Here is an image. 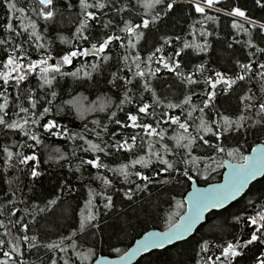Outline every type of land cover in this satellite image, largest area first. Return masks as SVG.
I'll use <instances>...</instances> for the list:
<instances>
[{"label":"trees","instance_id":"16d2710c","mask_svg":"<svg viewBox=\"0 0 264 264\" xmlns=\"http://www.w3.org/2000/svg\"><path fill=\"white\" fill-rule=\"evenodd\" d=\"M95 3L96 0H89ZM108 6L103 10L96 8L88 9L96 14V19L88 21L85 35L89 41L79 40L76 37V29L83 19L79 0H53L52 10L55 15L51 20L45 21L39 11L43 5L37 0H15L18 8L24 12L10 14L4 0H0V39L7 41L0 45V71L3 62L9 54L23 57L22 63L27 64L30 60H39L51 55L53 59L49 64H55L67 52L79 47L91 48V44L102 42L109 35H119L126 47H120L121 41H114L100 57L89 54L87 57H77L71 65H64L63 72L71 73L80 69L77 76L55 75L51 87H40L39 69L31 73L27 79L21 82L19 89L15 86V80H10L5 86L0 80V92H4L9 100L6 109L11 120L19 119L15 113L19 107L30 109L31 103L29 92L35 93L37 100V114L43 108H50L48 115L40 121V124L53 119L62 128L70 133L83 135L86 140L101 144V147L113 145L116 141L129 139L137 136L136 144L131 151L119 150L115 147H107L109 153L84 151L88 147L79 138L72 140L67 137H51L43 133V128L29 123L26 127L37 132L41 136L42 144L35 147V142L29 140L18 129H8L0 126V221L7 225V229L0 228V239L5 241L4 250H9L8 240L15 242L16 237L28 235L36 237L35 248L29 249L28 244L20 241L23 257H14L17 262L24 260V264H51L55 258L57 264H64L68 259L70 264H88L97 255L116 256L124 252L131 243L142 233L150 228L164 229L169 226V217L174 222L184 210L183 195L190 186V179L183 175L188 170L191 178L198 184H206L220 179L222 162L228 159L233 162L241 161L254 145L264 143V119L257 115L259 104L264 102V79L258 75L261 71L258 65L264 63V53L256 52V48L249 47L251 41L257 47L264 48V30L260 25L264 24V0L257 4L256 0H219L213 7H206L205 13L195 11L194 4L202 0H165L173 3L171 12L164 15L165 5H159L154 9L143 6L144 0H102ZM127 5V10L118 13L117 8ZM239 8L246 13L248 19L228 15L233 9ZM160 13V18L150 23L148 28L137 29L143 36L137 42L135 35L131 37L136 47L127 48L129 36L121 32L125 21H131L133 25L142 24L144 19L151 21L152 17ZM12 16V24L16 31L6 32L5 25L9 16ZM207 17H213L208 19ZM35 22L37 33L41 39L37 41L34 36L30 37L32 29L24 27L29 22ZM111 21L109 27H105ZM242 25V28H233V22ZM253 22L255 27H253ZM211 35H201V33ZM179 37V39H177ZM168 39L170 43L165 44ZM66 41V42H62ZM184 43L192 47L184 48ZM42 44L43 48H37ZM205 45L207 47L201 51ZM199 46V47H198ZM156 48L162 51L156 53L151 68L157 67L160 71L155 77H149L152 92L144 91V83L139 77L133 78L136 71L132 63V56L137 53L141 57L142 69L147 67V58L155 52ZM183 49V51H181ZM180 52L176 56V52ZM249 53H254L250 56ZM129 55L128 64L131 71L125 66L124 55ZM103 55H109L111 59L105 63ZM164 56L180 63L176 71L164 69L156 60ZM252 63L253 71L245 76L244 80H237L231 89L226 90L223 83L216 85L215 89L206 81L215 79V73L221 72L228 78L236 79L240 74V64ZM99 65L95 70L92 65ZM203 65V71L200 66ZM90 73L85 76L84 73ZM133 80L131 85H124L123 80L117 81V86L111 83L112 73ZM179 72L181 75H177ZM15 76L16 74L13 73ZM191 76L197 82L189 84L187 77ZM5 88L7 91L5 92ZM127 88L132 91L131 103L123 105V111L118 109L120 101L124 99ZM56 93L55 98L52 92ZM214 91V99L209 107L201 114L200 108L207 100V94ZM19 94V99L17 95ZM191 96L190 104H182L186 96ZM250 95L251 101L243 97ZM51 100V104L48 101ZM158 100L159 103L155 101ZM3 103V97H0ZM149 104L150 115L138 112L143 104ZM168 103L180 104L181 107L168 108ZM107 104L104 111L99 108ZM253 107L248 108L247 105ZM193 107L195 111H192ZM192 112L191 118L188 112ZM116 112L112 120L109 116ZM138 115V123L151 124L152 127L164 133L161 140L158 135L147 136L143 128L121 127L115 123L120 120L122 124H130L127 114ZM25 114L21 113L20 117ZM220 115L228 116L232 121H238L244 117L243 127L236 130L235 125L227 132H223L217 139L213 133L198 131L201 116L206 123L213 127V131L220 133L222 130L213 123L220 120ZM264 115V114H262ZM180 117L181 123L188 124V133H184L178 124H172L170 117ZM93 121H99L97 127ZM107 131H104V126ZM85 126H87V131ZM99 132V137L96 133ZM115 134V135H113ZM180 134L190 135L196 138L191 152L186 148H178L174 136ZM209 143L205 144L199 139ZM149 142L155 152L168 159L175 166V170L164 171L165 165L161 164L156 156L151 157V163L147 168L136 165L130 168L133 173L125 181L124 177L109 171L121 164H128L139 157H148ZM183 140L181 143L186 144ZM24 145V147H21ZM162 145H167L169 151L165 152ZM213 146H223L224 153H218ZM7 146L14 153L24 155L35 154L37 161H29L20 164L19 157L15 156L7 161L3 148ZM238 149L235 156H228L227 151ZM61 156L64 158L61 159ZM99 156L102 164L108 168H93L84 163L89 159ZM197 157L195 164L185 163ZM209 157L214 158L210 160ZM211 168L206 169L205 165ZM35 169L40 173L32 177L31 171ZM140 172L148 176L144 181L134 173ZM101 176L107 177L112 183L104 185ZM139 186V187H137ZM91 192V196H90ZM130 192L132 199L125 195ZM112 196V207L105 208L106 197ZM89 199L92 200L91 210L97 216L83 232L79 230L81 212L85 211ZM182 206L177 207V203ZM43 210V211H42ZM257 211H264V176L250 184L246 192L227 207L210 211L206 214L205 221L194 233L184 241L175 243L161 250H153L141 255L134 264H205L211 256L215 259L220 255L221 247L227 242L240 241L241 245L250 239L251 232L255 230L249 221V217L256 215ZM15 212V215H12ZM237 217L240 219L238 220ZM19 221V223H17ZM24 224L28 225V231H21ZM9 235H5V232ZM76 233L73 236V233ZM71 237V239H68ZM63 239V247L67 252L59 249L49 250L45 245L53 242L59 243ZM76 242V251L91 255L88 260L81 262L71 248L72 241ZM204 241L209 243V251L202 252L201 245ZM120 249L117 252L115 249ZM241 255L232 261V264H260L264 259V243L254 242L247 248L238 249ZM0 252V259H2Z\"/></svg>","mask_w":264,"mask_h":264},{"label":"snow or ice","instance_id":"6c2138e0","mask_svg":"<svg viewBox=\"0 0 264 264\" xmlns=\"http://www.w3.org/2000/svg\"><path fill=\"white\" fill-rule=\"evenodd\" d=\"M219 0H202V2H196L194 4L195 11L200 14L205 13L206 7L211 8L215 4H217ZM5 5L7 6L8 12L10 14H14L15 12L23 13V8H18L17 4L15 3V0H4ZM40 5H43V8L40 9L39 15L45 20H51L55 13L52 10L53 6V0H39ZM257 4H261V0H256ZM159 5H165L166 10L164 11V15H167L169 12L173 10V3H166L165 0H144L143 6L148 9H154ZM79 6L81 9V14L83 16V19L80 21L79 27L76 29V37L79 40L83 41H89V36L85 35V31L88 28V21L96 19V14L92 11H88V9L96 8L98 10L105 9L108 5L102 0H96L95 3H90L89 0H79ZM264 7V5H261ZM127 10V5L121 8H117L116 11L118 13L123 12ZM228 15L237 16V17H243L245 19H248L246 16V13L242 11L239 8H235L232 10V12L228 13ZM160 18V13L157 12L155 16L152 17L151 21L149 19H144L142 24H135L133 25L131 21H125L124 27L120 29L121 32L127 33L129 36L127 48H135L136 44L133 43L131 37L135 35L137 42L139 39L143 36L142 32H137V29L140 28H148L150 23H154L156 20ZM208 19H213V17H207ZM12 16H9L8 23L4 26L6 32H15L17 36L20 35V32L16 31V29L13 27L12 24ZM111 24V21H109L108 24H105V27H109ZM255 23L253 22V27H255ZM28 27L32 29L31 33L29 34L30 37L34 36L37 41L41 39V36L37 33V25L35 22L30 21L29 25L24 27V31L28 30ZM233 28H242L243 26L233 22L232 25ZM261 29H264V24L260 25ZM201 35H211L210 33H204L202 32ZM179 39V37H177ZM114 41H121L120 47L124 48L126 47L124 43L122 42V37L119 35H109L107 38H105L102 42L93 43L91 44V48H84L81 50L79 47H76L74 50H71L64 54L59 61H57L55 64H49V60L53 59L51 55H48L46 58L42 57L39 60H30L27 64H24L21 62L23 57H17L15 55L9 54L7 56V59L5 62H3V69L0 71V80L3 81V84L5 86L9 85L10 80H15V86L17 89H19V86L21 82L25 81L27 77L35 72L37 69H39L40 73V79L42 83L40 84V87L43 89L45 86L51 87L53 84V81L55 80V75L53 74H59L60 76L65 75H71V76H77L80 72V69H77L76 72H63L62 67L64 65H71L73 63V60L77 57H87L90 53L93 56L100 57L101 54H104L106 50L109 48V46ZM66 42V41H62ZM7 41L0 39V45L6 44ZM165 44L170 43V40L166 39L164 41ZM249 47L256 48V52L258 53H264V48L257 47L255 44H252L251 41L248 42ZM44 46L42 44H38L37 48H43ZM184 48L192 47V45L188 43H184ZM199 47V46H198ZM207 45H205L200 50L203 51ZM162 51V48H156L155 52H153L148 58H147V67L146 69H142L141 65V57L137 53L135 56H132V63L135 64L136 71L133 73V78L139 77L141 80L144 81L142 87L144 91L146 92H152L153 97L155 98V92L152 90L149 77H155L156 74L160 71V68L157 67L154 71L151 68V62L153 61L154 57L156 56V53H159ZM183 51V49H181ZM176 56L180 55V52L175 53ZM250 56L254 55V53H249ZM111 57L109 55H103L102 60L103 62L107 63ZM123 61L125 63V66L129 68V71H131V65L128 64L129 61V55L123 56ZM156 62L158 64H162L164 69H168L169 71H176L180 68V63L178 61H174L171 58H165L164 56H160ZM93 69L99 67V65H92ZM259 69L261 71L258 73V75L261 77V79H264V63H260L258 65ZM241 72L242 74L238 75L236 79H231L223 75L221 72L217 71L215 73V79L209 78L206 83L211 85L212 89L216 88V85L219 83H223L226 86L227 89H231L232 86L236 83L237 80H244L245 76L249 73H252L253 67L252 63L247 64H240ZM200 70L203 71V65L200 66ZM13 73L16 75L14 76ZM85 76H89L90 73L85 72ZM177 75H181L179 72H177ZM123 80L124 85H131L133 83V80L126 79L123 76H119L116 72L112 73V80L111 83L113 86H117V81ZM187 82L189 84H195L197 81L193 80L191 76L187 77ZM7 91V88H5V92ZM132 91L131 88H127V90L124 93V99L120 101V104L117 106L120 111H123V105L125 103H131L132 97L129 96V93ZM52 97L55 98L56 93L53 91L51 93ZM216 93L214 91L207 94L208 98L204 102V106L199 109L201 114L204 113V110L209 107L210 102L214 99ZM0 97H3V103H0V126H4L8 129L13 130H19L24 136H26L29 140L34 141V145H27L28 147H35L42 144L41 136L31 130V128L26 127L29 125V123L33 126H39L43 128V133L51 136V137H67L69 139L75 140L79 138L80 140H83L85 144L88 145L87 148L84 149V151L91 150L92 152H103L105 155H108L109 153L106 151L107 147H115L117 151L123 149L126 151H131L132 148L136 144L137 136H132L130 138L131 143H129V139L121 141H116L113 145H106L105 147H101V144L93 143L90 140H86L83 135H80L78 133H70L67 129L62 128L61 125L57 124V122L53 119L47 120L46 123L40 124V121L44 119L46 115L49 114L50 108L45 107L43 108V111L37 114L35 111L37 109V100L35 99V93L29 92V100L31 103V119H29V112L30 109L27 107L20 106L19 112L15 113L19 119L11 120L9 122L6 117H8V112L6 109L9 107V100L7 95H5L4 92H0ZM17 99H19V94L17 95ZM192 97L186 96L185 99L182 101V104H190ZM244 100L251 101L253 99L252 96L246 95L243 97ZM156 103H159L158 100L155 101ZM49 104H51V100L48 101ZM180 104H173L168 103V108H177L181 107ZM107 107V104H102L99 108L100 111H104ZM151 106L147 103L143 104L138 108L139 113H143L145 115H150L149 108ZM248 108L253 107L252 104L247 105ZM192 111H195V108L193 107ZM25 114L23 117H20V114ZM264 102H261L259 104V111L257 115H261L262 119H264ZM189 118L192 116V112H188ZM116 117V112H112L109 116V119L112 120ZM138 115H134L131 113L127 114V120L130 121V124H122L120 120H115V123L120 125L121 127H132V128H143L144 132L147 136L151 137L154 135H158L161 140L164 139V133L161 130L160 132H157V129L152 127L151 124H140L138 123ZM172 124H178L180 129L184 130V133H188V124L187 123H181L180 117H170ZM201 123L198 126V131L203 130L205 133H213L214 136H216L217 139L220 138V135L223 134V132H227L231 129L233 125H235L236 130H239V128L243 127V123L240 121L244 120V117L241 116L238 121H232L228 116L220 115V120L223 121V124H221L219 121H214L213 123L216 125L217 128H220L222 131L220 133H216L213 131V127L206 123L203 119V116H201ZM93 123L99 127L100 122L99 121H93ZM87 131H91L87 129V126H85ZM104 131H107V126H104ZM96 135L99 137L100 133L97 132ZM115 135V134H113ZM172 139L176 140V144L178 148H186L189 150V153L191 152V149L193 145L196 142L195 137H191L190 135H184L180 134L178 136L172 137ZM199 139L202 140L205 144H208L209 142L204 139V136H199ZM183 140H187L188 142L186 144L181 143ZM210 147H215V150L218 153H224L225 148L223 146H213L209 145ZM21 147H24V145H21ZM162 148L165 150V152L169 151L167 148V145H162ZM238 149L228 150L227 155L228 156H235L238 152ZM257 154L254 156H241V163H237L235 165L229 164V168L231 171L227 174L225 178V183L223 185H218L212 189H209L206 192H195L193 193L192 197L189 201V209L188 213L184 216H181L180 223H173L171 216L169 219V227L168 230L165 233H150L148 237H146L142 242H138L139 247L134 249L131 253L126 254V256L121 257L122 260L130 259L131 256L135 255L137 251H140L141 248L144 250H148L153 247H163L165 241H173L176 239H182L186 233L191 232L193 226L196 224V222L200 219V217L204 214L206 210L213 209V208H221L224 206L225 202L231 199H234L249 182L253 179H255L258 175L264 176V149H256L254 150ZM3 152L6 155L7 161H11L15 156L19 157V163L20 164H27L29 161H37L38 157L35 154L32 155H24L23 153H14L12 150H10L9 147L5 146L3 148ZM156 156V158L159 160V162L166 167L164 168V171H168L170 169L175 170V166L169 162L168 159L163 158L160 153L153 151L152 145L149 142V152L148 157H139L138 159H134L130 161L128 164H121L117 168H110L109 171H112L115 174L121 175L124 177L125 181H128L129 177L133 175L132 172L129 171L130 168H135L136 165H142L143 167L147 168L149 164L151 163V157ZM64 157L61 156V159ZM210 160H213L214 158L209 157ZM197 157H192L191 161H185V163H193L195 164L197 162ZM84 163L91 165L93 168L100 169V168H108V165L102 164L100 161L99 156H97L95 159H89L87 161H84ZM206 169L211 168L210 164L205 165ZM136 176L140 177L144 181H148L149 177L142 175L140 172L134 173ZM32 177H37L40 175L38 171L33 169L31 171ZM184 176H187L189 179H191V176L188 173V170L185 169L183 172ZM100 179L102 180L104 185H110L112 182L105 176H101ZM139 187V186H137ZM125 195L129 200L132 199V195L130 192H126ZM91 196V192H90ZM107 203L105 204V208H111L112 207V196H107L106 198ZM92 200L89 199L88 204L86 206V214L85 211L82 210L81 212V220L79 224V230L83 232L89 225L92 224L93 221L97 220V216L93 213L91 210ZM182 205L178 202L177 207H181ZM43 211V210H42ZM12 215H15V212H12ZM239 220L240 218L237 217ZM250 221V224L252 226H255V230L251 232L250 239L246 240L243 245H241L240 241H236L235 243L229 241L227 242L226 246H219L221 247V253L220 255L216 256L215 259H213L211 256L207 258V261L205 264H232V261L239 257L242 253L241 251H238V249L241 248H247L249 245H252L254 242H260L264 243V211H257L256 215L251 216L248 218ZM19 223V221H17ZM0 228L7 229V225H5L2 221H0ZM21 231L27 232L28 231V225L24 224L22 226ZM5 235H9V233L6 231L4 233ZM76 233H73V236H75ZM68 239H71V237H68ZM23 241L24 243L28 244L29 249L35 248L37 245L34 243L36 240L35 236H32L31 238L28 235H23L22 237H16L15 242L13 240H8L7 243L10 245L9 250H4L5 248V241L0 239V252H2L3 258L0 259V264H24V260L20 259L19 262L14 257H23V252L21 250L20 241ZM63 239L59 242H53L51 244L45 245L49 250L53 249H59L60 252H67V248L62 246ZM71 248L73 249L76 257L81 261H86L89 259L91 255V250H89L88 253H82L79 251H76V242L73 240L71 244ZM117 252L120 251V249H115ZM201 251L202 252H208L209 251V243L208 241H204V243L201 245ZM51 264H57V261L55 258H52ZM64 264H70L68 259H64ZM260 264H264V259L260 260Z\"/></svg>","mask_w":264,"mask_h":264},{"label":"water","instance_id":"95a60500","mask_svg":"<svg viewBox=\"0 0 264 264\" xmlns=\"http://www.w3.org/2000/svg\"><path fill=\"white\" fill-rule=\"evenodd\" d=\"M256 149H264V143H258L256 145H254L245 154V156H254V155H256L257 153L254 151ZM237 163H241V162H231L229 160H224L223 161L222 175H221L220 180H218V181L211 182V183H208V184H205V185H198L195 182V180L192 179L191 182H190V187L185 192L184 197H183L185 205H186L185 206V211L178 217V219L174 223H180L181 216H184V215H186L188 213L189 201H190V198L192 197L193 193H195V192H206L209 189H212V188H214V187H216L218 185H223L225 183V178H226L227 174L231 171V169L229 168L228 165L229 164L235 165ZM261 177L262 176L258 175L255 179L251 180L249 182V184H247L245 186V188L234 199L226 201L223 207L218 208V209L217 208H213V209L206 210L204 212V214L200 217V219L196 222V224L193 226L191 232L186 233L185 236L182 239H176V240H173V241H165L163 247H153V248H150L148 250H144V249L141 248V250L137 251L135 253V255L131 256L130 259L122 260L121 257L126 256V254L131 253L134 249L138 248L139 247L138 242H142L146 237H148V235L150 233H160V234L165 233L168 230L169 226L167 228H165V229L151 228L148 231H146L145 233H143L140 237H138L122 255L116 256V257H110V256H106V255H99L92 261L91 264H134L135 261L139 258V256H141V255H143L145 253H148L149 251L161 250V249H163L165 247H168V246H171V245H173L175 243L184 241L187 237H189L190 235H192L194 233V231L197 229V226H200L202 223H204L206 214L208 212L217 211V210H221V209L225 208L226 206H228L229 204H231L232 202H234L235 200L240 198L246 192V190L248 189L250 184L253 183L255 180L261 178Z\"/></svg>","mask_w":264,"mask_h":264},{"label":"bare ground","instance_id":"6f19581e","mask_svg":"<svg viewBox=\"0 0 264 264\" xmlns=\"http://www.w3.org/2000/svg\"><path fill=\"white\" fill-rule=\"evenodd\" d=\"M37 1L39 2V0H37ZM255 181H256V180H255ZM226 207H227V206H226ZM183 212H184V210H183L179 215H181ZM197 227H198V226H197ZM150 229H151V228H150ZM157 229H158V228H157ZM148 230H149V229H148ZM148 230H146V231H148ZM146 231H145V232H146ZM145 232H144V233H145ZM142 234H143V233H142ZM142 234H141V235H142ZM141 235H140V236H141ZM140 236H139V237H140ZM190 236H191V235H190ZM190 236H189V237H190ZM189 237H187V238H189ZM137 238H138V237H137ZM137 238H136V239H137ZM187 238H186V239H187ZM136 239H135V240H136ZM186 239H185V240H186ZM135 240H134V241H135ZM134 241H133V242H134ZM133 242H132V243H133ZM132 243H131V244H132ZM130 246H131V245H130ZM130 246H129V247H130ZM129 247H128V248H129ZM128 248H127V249H128ZM165 248H166V247H165ZM127 249H126V250H127ZM163 249H164V248H163ZM126 250H125V251H126ZM125 251H124V252H125ZM124 252H122L121 254L116 255V256H120V255H122ZM149 252H150V251H149ZM100 255H102V254H100ZM97 256H99V255H97ZM97 256H95V257H94V258H93L88 264H91L92 261H93ZM106 256H108V255H106ZM116 256H110V257H116ZM139 257H140V256H139ZM136 261H137V260H136ZM136 261H135V262H136Z\"/></svg>","mask_w":264,"mask_h":264},{"label":"flooded vegetation","instance_id":"af4514ba","mask_svg":"<svg viewBox=\"0 0 264 264\" xmlns=\"http://www.w3.org/2000/svg\"><path fill=\"white\" fill-rule=\"evenodd\" d=\"M239 162H241V161H239ZM209 183V182H208ZM185 194V193H184Z\"/></svg>","mask_w":264,"mask_h":264},{"label":"rangeland","instance_id":"374dc122","mask_svg":"<svg viewBox=\"0 0 264 264\" xmlns=\"http://www.w3.org/2000/svg\"><path fill=\"white\" fill-rule=\"evenodd\" d=\"M264 30V29H263Z\"/></svg>","mask_w":264,"mask_h":264}]
</instances>
